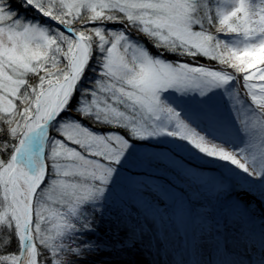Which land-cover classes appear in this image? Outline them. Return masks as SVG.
Segmentation results:
<instances>
[{
	"label": "snow or ice",
	"instance_id": "snow-or-ice-1",
	"mask_svg": "<svg viewBox=\"0 0 264 264\" xmlns=\"http://www.w3.org/2000/svg\"><path fill=\"white\" fill-rule=\"evenodd\" d=\"M16 3L57 27L0 0V264H80L95 247L75 237L93 227L85 206L106 199L134 140L178 138L264 176L243 150L209 139L162 98L224 89L234 110L245 99L255 109L238 117L242 128L264 135V0ZM90 71L95 79L83 88Z\"/></svg>",
	"mask_w": 264,
	"mask_h": 264
},
{
	"label": "rangeland",
	"instance_id": "rangeland-1",
	"mask_svg": "<svg viewBox=\"0 0 264 264\" xmlns=\"http://www.w3.org/2000/svg\"><path fill=\"white\" fill-rule=\"evenodd\" d=\"M19 12L22 16L47 24L34 13L29 15L24 11ZM109 27L122 28L123 25ZM130 35L134 40L146 44L154 54H158L146 39L134 32ZM165 55L172 60L179 58L172 54ZM198 62L207 63L203 58ZM94 79L95 73L90 71L81 86L90 87V81ZM237 87L238 81H233L228 91ZM79 98V95L74 98L73 106L79 102ZM162 98L181 112L202 134L233 151L243 150L242 154L248 157L250 165L258 171H264V148L261 147L264 145V135L258 128L245 131L238 118L241 115L251 117L255 113L250 101L245 99L243 105L234 110L224 89H217L207 97H200L197 93L181 95L169 90L163 93ZM210 111L218 116L216 121L208 119ZM76 118L80 119L78 116ZM82 123L94 132L104 133L110 130L107 126L94 127L86 120ZM52 135L58 136V133L52 130ZM187 156H193L202 163L194 166L185 161L184 157ZM216 187L220 188L219 192H216ZM179 203L186 206L191 232L198 242L214 238L216 233H210L216 232V221L226 215L223 206H226L232 216L253 224L252 227H256L257 231L260 223L264 225V176L252 177L230 162L199 153L178 138L164 136L144 141L134 140L127 159L118 167L106 199L96 206H85V215L94 216L93 227L78 231L75 237L80 244L95 247L83 258L98 254L124 256L137 249L139 234L130 232L124 235L121 228L130 223L135 226L136 231L139 226L142 216L134 206H144L166 228L171 225ZM247 234L248 231L243 236ZM262 234L264 235L263 231ZM106 246L108 249L103 248Z\"/></svg>",
	"mask_w": 264,
	"mask_h": 264
},
{
	"label": "bare ground",
	"instance_id": "bare-ground-1",
	"mask_svg": "<svg viewBox=\"0 0 264 264\" xmlns=\"http://www.w3.org/2000/svg\"><path fill=\"white\" fill-rule=\"evenodd\" d=\"M219 190L216 187V192ZM134 208L142 216L136 231L130 223L121 228L124 235L139 234L137 249L124 256L98 254L83 258L80 264H264L262 229L256 231L250 222L232 216L226 206H223L226 215L216 221V232L210 233H216L214 238L199 242L192 235L183 204L177 205L171 225L166 228L144 206ZM247 231V236H243ZM103 248L108 249V246Z\"/></svg>",
	"mask_w": 264,
	"mask_h": 264
},
{
	"label": "trees",
	"instance_id": "trees-1",
	"mask_svg": "<svg viewBox=\"0 0 264 264\" xmlns=\"http://www.w3.org/2000/svg\"><path fill=\"white\" fill-rule=\"evenodd\" d=\"M12 4H13V7L14 8H16V9H18V10H20V11H24L26 14L27 13H29V15L30 14H33V11L32 10H30L28 7H21L19 4H17L16 3V0H12ZM90 73V72H89ZM89 124H91V125H93L94 127H103V126H100L99 124H97V125H94L91 121H88V120H86ZM104 128V127H103ZM193 157V156H192ZM192 157H190V156H187V158H185L184 157V159H185V161H187L188 163H190V164H192V165H194V166H196L195 164H198L199 165V163H202V161H200V160H198V159H195L194 157V159L192 158ZM186 159H188V160H186ZM203 163H206L208 166H210L211 164L210 163H208V162H203ZM201 166V165H200ZM212 166V165H211Z\"/></svg>",
	"mask_w": 264,
	"mask_h": 264
},
{
	"label": "water",
	"instance_id": "water-1",
	"mask_svg": "<svg viewBox=\"0 0 264 264\" xmlns=\"http://www.w3.org/2000/svg\"><path fill=\"white\" fill-rule=\"evenodd\" d=\"M28 8H30L32 11H34V13H35L38 17H40L42 20H44L47 24H49V25H51V26H53V27H57L55 21H52L50 18L43 17L40 13L36 12V10H35V9H32L31 7H28Z\"/></svg>",
	"mask_w": 264,
	"mask_h": 264
}]
</instances>
